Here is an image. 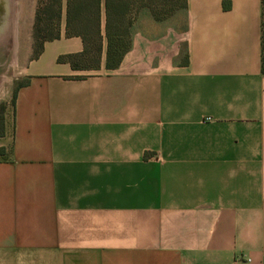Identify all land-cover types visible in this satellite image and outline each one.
I'll list each match as a JSON object with an SVG mask.
<instances>
[{"label":"crops","instance_id":"obj_1","mask_svg":"<svg viewBox=\"0 0 264 264\" xmlns=\"http://www.w3.org/2000/svg\"><path fill=\"white\" fill-rule=\"evenodd\" d=\"M65 25L0 74V264H264L261 0L144 8L113 69Z\"/></svg>","mask_w":264,"mask_h":264},{"label":"trees","instance_id":"obj_2","mask_svg":"<svg viewBox=\"0 0 264 264\" xmlns=\"http://www.w3.org/2000/svg\"><path fill=\"white\" fill-rule=\"evenodd\" d=\"M38 0L33 26L34 59L40 57L46 42L62 37L66 17L67 38H81L84 50L80 54L63 55L59 63H69L75 70H97L106 52L107 68H117L131 48V29L136 15L144 8L155 19H168L188 5V0ZM262 73L264 74V0H261ZM21 83L14 92L27 86ZM4 121V106L0 108V124ZM2 153V149H0Z\"/></svg>","mask_w":264,"mask_h":264},{"label":"rangeland","instance_id":"obj_3","mask_svg":"<svg viewBox=\"0 0 264 264\" xmlns=\"http://www.w3.org/2000/svg\"><path fill=\"white\" fill-rule=\"evenodd\" d=\"M177 0H173L172 2ZM7 2V1H6ZM12 4V5H11ZM38 0H10L13 15L19 11V49L17 52L18 62H14L13 39L7 44L0 45V74L6 72V80L9 82V94L5 100L12 105L14 92L21 83L26 80L22 75V64L24 59L33 58L35 52V39L33 26L35 21L34 11L37 8ZM14 5V6H13ZM16 6V7H15ZM19 7V8H18ZM16 9V10H15ZM13 18V17H12ZM17 23V25H18ZM2 103H5L4 100Z\"/></svg>","mask_w":264,"mask_h":264},{"label":"flooded vegetation","instance_id":"obj_4","mask_svg":"<svg viewBox=\"0 0 264 264\" xmlns=\"http://www.w3.org/2000/svg\"><path fill=\"white\" fill-rule=\"evenodd\" d=\"M7 5L8 4L5 2V0H0V37H2L4 33H6L7 25L11 23V5Z\"/></svg>","mask_w":264,"mask_h":264},{"label":"bare ground","instance_id":"obj_5","mask_svg":"<svg viewBox=\"0 0 264 264\" xmlns=\"http://www.w3.org/2000/svg\"><path fill=\"white\" fill-rule=\"evenodd\" d=\"M5 2L8 4L7 6H9L10 0H5ZM12 11H13V9H12ZM12 21H13V25H12L13 26V34H12L13 35V38H12L13 39V42H12L13 43V46H12L13 49H12V51L15 49V52H14V62L16 63V60H17V52H18V49H19V40H18V36H17L18 35V25H17V23L19 22V11L18 10L15 13V15H13Z\"/></svg>","mask_w":264,"mask_h":264},{"label":"built area","instance_id":"obj_6","mask_svg":"<svg viewBox=\"0 0 264 264\" xmlns=\"http://www.w3.org/2000/svg\"><path fill=\"white\" fill-rule=\"evenodd\" d=\"M210 120V119H209Z\"/></svg>","mask_w":264,"mask_h":264}]
</instances>
